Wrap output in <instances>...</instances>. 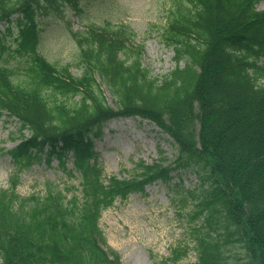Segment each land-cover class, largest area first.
I'll use <instances>...</instances> for the list:
<instances>
[{
    "label": "trees",
    "instance_id": "trees-1",
    "mask_svg": "<svg viewBox=\"0 0 264 264\" xmlns=\"http://www.w3.org/2000/svg\"><path fill=\"white\" fill-rule=\"evenodd\" d=\"M58 1L0 0V113L14 115L28 129L10 151L13 163L27 166L44 148L58 161L71 158L83 197L66 203L60 196L23 198L14 187L0 189V263L119 262L114 250L102 246L101 212L160 176L170 179L173 167L141 161L137 175L103 180L92 135L104 120L139 115L176 144L174 167L195 166L206 184L191 195L198 199L191 219L204 216L193 230L196 259L188 264H264L261 0H169L159 34L172 47L174 65L156 77L141 65L142 46L127 47L121 26L71 32L74 61L47 60L39 50L37 15L56 10ZM66 1L80 9V0ZM13 57L24 63L21 73L10 65ZM73 66L81 73L73 74ZM102 83L115 106L107 103ZM237 247L239 256L226 253ZM178 248L172 264L191 249Z\"/></svg>",
    "mask_w": 264,
    "mask_h": 264
},
{
    "label": "rangeland",
    "instance_id": "rangeland-1",
    "mask_svg": "<svg viewBox=\"0 0 264 264\" xmlns=\"http://www.w3.org/2000/svg\"><path fill=\"white\" fill-rule=\"evenodd\" d=\"M79 5V11H74L66 0H61L56 11L47 9L37 15L42 30L40 51L49 61L59 64L74 61L77 49L71 31L87 35L90 26L106 25L115 29L122 25L129 37L128 47L135 50L142 46L140 62L152 76H162L173 68L172 47L164 45L159 34L171 1L80 0ZM257 7L263 9L264 0ZM121 56L128 55L122 52ZM19 60L13 57L10 64L21 73L24 63ZM260 63L264 65V57ZM72 71L75 75L81 73L75 67ZM101 89L107 103L115 106L112 93L104 83ZM19 125L14 116L0 114V189L14 187L15 194L23 198L49 195L54 200L60 196L66 203L72 198L80 201L83 197L81 176L78 171H71L70 158L63 162L56 157L50 159L48 154L49 164L43 157L24 167L12 163L10 150L20 141ZM99 126L97 134L92 136L103 180L110 176L137 175L140 161L173 167L168 173L170 179L160 176L142 192L130 193L125 199L117 198L102 211L98 220L104 237L102 246L115 250L117 264H172L170 256L174 248L184 249L189 244L191 249L175 264L195 261L193 230L203 222L204 215L191 219L196 208L194 203L198 201L191 195L206 186L201 185L200 172L195 166L174 167L176 144L147 118L113 117ZM239 251L237 247L226 253L239 256Z\"/></svg>",
    "mask_w": 264,
    "mask_h": 264
}]
</instances>
